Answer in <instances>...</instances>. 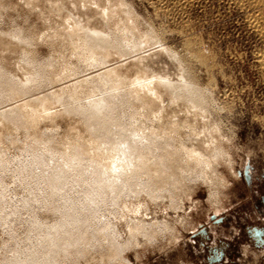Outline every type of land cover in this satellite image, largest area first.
<instances>
[{
  "label": "rangeland",
  "instance_id": "374dc122",
  "mask_svg": "<svg viewBox=\"0 0 264 264\" xmlns=\"http://www.w3.org/2000/svg\"><path fill=\"white\" fill-rule=\"evenodd\" d=\"M88 31L114 47L85 41ZM110 97L113 139L136 132L189 169L171 170L179 189L170 193L182 208H168V193L131 196L129 203L147 204L135 219L165 221L171 235L153 243L139 237L123 257L81 223L83 244L58 264H264V0H0V207L17 208L8 226L0 215V261L35 242L33 222L60 220L16 181V161L33 150L66 156L81 146L106 166L108 146L97 151L78 113ZM13 108L28 116L3 120ZM181 147L209 159H190ZM127 207L119 200L102 212L123 240Z\"/></svg>",
  "mask_w": 264,
  "mask_h": 264
},
{
  "label": "bare ground",
  "instance_id": "6f19581e",
  "mask_svg": "<svg viewBox=\"0 0 264 264\" xmlns=\"http://www.w3.org/2000/svg\"><path fill=\"white\" fill-rule=\"evenodd\" d=\"M101 34L88 31L85 41L92 39L94 43L91 44L94 46L100 48L103 44H108L110 48H113L114 45L109 44L106 36L104 35V38ZM173 85V83L164 84L168 90ZM17 92L15 90L13 94H17ZM188 94L191 95L192 92L189 91ZM46 99L41 100L40 108L47 101ZM111 99L110 97L101 102L89 103L78 113L79 116L86 119V129L90 130L92 139L98 142L99 148H96L97 145L95 147L97 151L104 144L108 146L104 149L109 160L106 166H100L101 164L91 156L90 159L86 158V149L84 150L81 146H75L72 152L66 156L65 154L53 155L47 148L33 150L23 160L16 161L14 167V172L17 173L16 181L27 187L31 201L43 206H52V211L59 214L60 220L56 225L50 226L33 222L30 233L35 234V242L25 246L22 252L2 259L0 264H58L62 257L71 255L79 245L83 244L84 235L80 231L81 223H87L93 233L98 231L102 241L109 243L112 250H119L123 257H125V251L130 250L131 245L136 247L139 245V237L153 243L155 236L163 237L164 234L171 233V228L165 221L146 222L135 219L136 214L146 215L147 204L141 200H134L135 202L131 204L129 199L142 192L146 193L150 200L163 199L165 195L163 193H168L171 202V204L169 202L168 208L174 211L181 209L182 206L178 205V202H174L175 198L173 199V194L170 193V188H175L179 183L174 172L171 171L176 168L178 154L176 153L175 156V153L168 155L160 153V148L155 140L139 138L136 132L129 134L128 137L117 136L116 139H113L111 126L117 118L110 109ZM56 100V102H60L59 97ZM21 111L13 108L2 113V119L7 121L12 116L16 121L23 119L22 117L27 114L23 115ZM65 112L69 113L67 110ZM164 146H168V144L165 142ZM180 151L184 154L187 153L190 159H195V161L198 158L201 159L202 164H206L205 160L209 159H205L202 153L190 152L185 147H181ZM64 152L62 151V153ZM1 159L0 155V164L2 163ZM175 170L179 171L181 175L189 171L188 168H176ZM202 174L201 171L200 175ZM202 182L205 185L213 183L212 180H206V178ZM219 186L225 189L227 183L221 179ZM176 188L178 187L176 186ZM218 196V192L211 191L209 200L215 204L218 201ZM5 197L4 189L0 187V202ZM119 200H123V210L128 208L127 204L130 207L129 216L126 217L128 214L122 212L121 218L130 222L131 216L134 217L132 223L126 224V240H123L122 234L118 232L116 223H112L110 219L105 221V216L102 213L108 203L109 207L114 209ZM15 209L3 212L0 207V215H4L3 225L8 226L11 223V221L8 222V218L15 212ZM110 215L113 217V210L109 211Z\"/></svg>",
  "mask_w": 264,
  "mask_h": 264
}]
</instances>
